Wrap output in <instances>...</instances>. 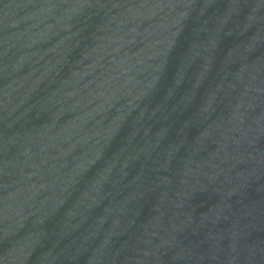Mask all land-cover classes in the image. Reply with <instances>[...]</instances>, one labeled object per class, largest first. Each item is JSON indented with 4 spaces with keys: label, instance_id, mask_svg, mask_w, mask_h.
<instances>
[{
    "label": "water",
    "instance_id": "1",
    "mask_svg": "<svg viewBox=\"0 0 264 264\" xmlns=\"http://www.w3.org/2000/svg\"><path fill=\"white\" fill-rule=\"evenodd\" d=\"M0 264H264V0H0Z\"/></svg>",
    "mask_w": 264,
    "mask_h": 264
}]
</instances>
